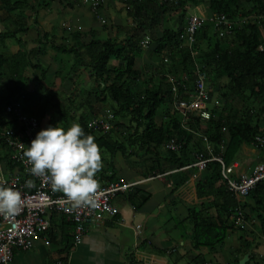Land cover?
Segmentation results:
<instances>
[{
    "label": "trees",
    "instance_id": "trees-1",
    "mask_svg": "<svg viewBox=\"0 0 264 264\" xmlns=\"http://www.w3.org/2000/svg\"><path fill=\"white\" fill-rule=\"evenodd\" d=\"M144 0H132L130 8H134V11L142 12L141 2ZM148 3L158 4V0H145ZM188 5L197 6L199 0H180ZM243 0H208L207 8L210 11L213 22H205L195 33L194 49H202L199 44L200 41L208 42L207 51H203V59L206 60V68H209L214 74L215 79H219L225 76L228 79L226 84L229 91L237 96L250 95L258 96L264 93V18L261 25L254 22L255 19L264 17V0H245L251 2L252 6L244 10ZM28 4V0H18L13 2L12 0H0V8H4L8 12H12L15 9L24 7ZM102 5V4H101ZM129 15H137L129 10ZM143 13V12H142ZM146 15V14H145ZM241 16V17H240ZM253 17V22H248L242 27L234 26L238 18ZM149 19L148 16H146ZM150 20L154 21L153 17ZM207 21V20H206ZM259 22V20H258ZM214 26V33L211 35L210 27ZM27 26L23 22H18L16 27L12 30H7L0 33V41L13 38L19 32H25ZM261 30V31H260ZM131 37L125 40L126 44L118 46V44L107 39L104 41H94L86 44L80 43V34H76L77 46L65 47L61 45L52 44L55 50L63 53H73L74 62L72 68L80 65L88 64L92 73L94 74L96 83H98V91L102 96L101 100L106 101L109 99L113 103V117L115 120L129 119L131 123H135L136 127H141V132L132 136L128 141L130 145H135L141 149L143 154H155L158 155L157 149L161 148L170 138H176L179 142H188L193 140V134L187 131L182 126V118L179 113L172 115L168 124L157 125L155 122V116L162 103L166 99H171L173 93V87L177 88V85L173 82H168L166 75H160V79L157 84L151 88H146L143 95L136 89L131 87V83L140 74V71L134 67L135 57L142 52L140 43L135 40L136 30L133 29ZM222 32L223 36L219 37V33ZM181 31L176 34L161 36L157 39L156 52L160 53L164 50L170 56L174 50L176 51V39L179 37ZM231 34V44L225 48L223 46V39L227 37V34ZM217 34V35H216ZM78 36V37H77ZM52 35L49 32H38L37 49L38 55H45L47 43ZM214 37V38H212ZM214 39V40H212ZM21 43V39L16 40ZM174 43V44H173ZM178 43V42H177ZM263 45V50H259L258 47ZM78 45H83L84 52H80ZM175 45V46H173ZM4 47L0 42V49ZM199 51V50H198ZM179 62L178 66L181 72L188 73L189 76L194 74V61L190 57V50L183 48L179 50ZM205 52V53H204ZM159 54V55H160ZM28 52H22L18 49L10 56H6L0 52V161L6 162L10 167L13 163L9 161L8 152L6 151L9 146L6 144V140L3 137V132L7 129H19L23 130V124L17 120V116L14 111L8 112L6 107L12 105V101L23 89L22 82L27 81V77L24 76L25 70H39L41 76L45 75V69H42L39 62L34 63L30 57L27 56ZM199 55V54H198ZM201 56V53H200ZM114 58L119 63L113 69L107 67L110 59ZM89 60V61H87ZM173 65V60H172ZM33 73V74H34ZM197 75V73H196ZM36 77V73L34 74ZM62 69H58L55 72L53 87H57L62 80ZM184 79V78H183ZM184 80L178 84L179 90H183L182 86ZM7 90V94L3 92ZM99 95V96H100ZM38 99L42 104L47 102V96H43L37 91L28 92L25 97V104L28 108V113H24L20 108V113L26 116H35L39 121L41 128L42 122L37 112H34L32 100ZM12 101V102H11ZM264 112V109L260 110ZM59 115L63 118L70 113L67 107L59 108ZM194 116L191 114L187 120L190 127H194ZM214 132L208 134L209 139L214 142H221V122L219 120L213 121ZM79 124L85 129L87 133L92 134L100 146L101 152L104 151L111 155L116 152H121L125 157L127 156L126 148L124 149L123 141L117 138L116 135L110 134V132L98 131L99 125L93 126L87 120L80 118ZM259 128L254 125L251 116L246 115L236 122L234 129L229 135V140L225 145L224 152L216 153L214 156L222 158L225 165H229L239 152L242 143L252 144L254 143V136L257 134ZM99 133V134H97ZM211 134V138H210ZM183 144V143H182ZM152 147V149H151ZM262 151H264V145H258ZM176 152V151H174ZM172 150L169 152L168 160L171 162L172 169H180V167L191 164L195 161L194 157L189 156L191 150L188 152V148L182 145L181 152L178 157ZM198 152V151H197ZM130 155L134 154V151L129 152ZM181 157V158H180ZM187 163V164H185ZM157 168L152 166L151 172L164 173L163 159L158 160ZM181 170V169H180ZM150 172V173H151ZM188 171L183 170L182 173L186 174ZM202 172V171H201ZM197 182L196 194L201 201V209L197 210L190 208L188 211L187 221L191 225V242L193 250H198L201 247H206L209 251H214L218 246L225 243L228 231L235 229L231 220H229V212L232 210L245 211L248 207L249 215H253L259 221V227L262 235L264 236V181H261L255 185V187L249 192L246 197L236 198L228 190L225 180L221 176V165L218 161H209L205 166L204 174ZM114 178V174L110 176H102V179L106 182L111 181ZM105 183V182H103ZM132 193V190L129 191ZM133 193L132 195H134ZM147 196L139 199V205L144 203ZM251 200V203L247 201ZM133 206L136 208L138 204L134 199H130ZM210 209H214L215 213L210 214ZM247 214V212H245ZM55 215H52V224L57 225V221L54 220ZM59 228L61 229L62 242L64 248L62 251L68 252L73 245V228L72 222L68 221L64 215L59 217ZM51 224V225H52ZM52 227V226H51ZM51 230V229H50ZM49 230V232H50ZM198 257V256H197ZM200 262L196 264H206L202 258ZM226 264H248L239 262L238 258L233 259L230 263ZM259 264V263H258Z\"/></svg>",
    "mask_w": 264,
    "mask_h": 264
},
{
    "label": "rangeland",
    "instance_id": "rangeland-1",
    "mask_svg": "<svg viewBox=\"0 0 264 264\" xmlns=\"http://www.w3.org/2000/svg\"><path fill=\"white\" fill-rule=\"evenodd\" d=\"M88 1L91 2L90 4L92 5V8L96 9H98L101 4H104V0H100L101 3L99 5H94L91 0ZM207 2L208 0H199L198 5L195 7L186 3L182 4L180 0H158L157 3L161 4V6H157L156 4L148 3L144 0L141 2L143 5L141 8L143 13H139L134 11V8H130L132 0H121V12L123 13L124 17L127 16V13L129 14V10H131L134 15L138 16L136 19L135 16L130 15L132 21L128 25H123L125 26V30H121L117 27L116 29L109 31V26L112 24L109 25L106 23L107 21H104V19L100 18L99 13L96 12L94 14V16L97 17L96 20L100 23L102 28L100 32L101 35L97 36V38L94 36L96 40L111 39L115 41L118 46H121L125 43L127 38L131 37L133 29L136 30V35L138 36L135 40L140 43L142 52L137 54L135 57L134 67L140 71V74L131 83V87L133 89H136L138 92H140V94L143 95L146 88H151L153 85L157 84L160 79V75H166L170 82H173L177 85L176 98L182 97L188 102H193V106H196L198 109L207 112L209 117L203 120L199 115L197 116V113L195 115L192 114L195 117L193 120V125L198 129V131L204 132L205 134H209L211 132L212 134L214 132L213 121L219 120L221 122V142L217 143L209 139L207 143H204L194 135L192 136L193 140L188 142V144L185 145L186 141L182 142L184 146L188 148V152L191 150L189 156L194 157L195 160L196 154L201 150H204L207 156L220 153L221 149H223L221 145H225L228 141L229 135L234 129L236 122L240 121L241 118L246 115H250L253 124L257 125L259 128L256 135L264 137V112L260 111L261 109H264V93L258 96L250 95L248 97L247 94L243 96H237L231 93L227 88L226 84L228 79L225 76L215 79L211 70L206 68V60L202 57L203 51H207L208 42L200 41L199 44L202 46L203 51L202 49H198V51L197 49L193 48L195 42L193 45L189 44L185 40L181 42V40L177 37L174 39L177 46L173 45L176 47V51L174 50L173 52L175 54L170 56L164 50L161 52V54L155 53L156 46L158 44L157 39L162 35L168 36L176 34L179 31H181L180 35L182 33L184 34L187 22L191 15H201L207 18L206 22H213L210 11L207 8ZM242 2L244 10H247V8L252 6L251 2H247L245 0L241 1V3ZM203 3H206L204 7H202ZM146 16H148L149 19H147ZM151 16L153 17L154 21L150 20ZM252 18L249 16L238 18L235 22H233V24L236 27H242L249 21L253 22ZM262 19L263 17H257L254 22H257L259 25H261L260 22H262ZM126 26H128V28ZM214 26L215 24H212V26L209 28L211 35L215 31ZM117 30H120V32H117ZM80 35V43L83 45L90 42V40L93 38V36L88 32H81ZM218 36L222 37L223 33L220 32ZM231 38V34L229 33L227 34V37L222 38V43L225 48L231 44ZM76 40H74V36H72L70 41L68 38L61 39L52 36L49 38L48 43L50 44L47 43L48 48L45 47L46 54L43 56L36 53L38 44L31 50H25L28 52L27 56L30 58L32 57L34 60L39 62L41 61L45 69V75L41 76V73L37 71L35 72V77L34 72L33 74L25 71L24 76L28 79L26 82H22L24 85L22 91L12 101L15 102L14 104H16L17 108H20L24 113H28V108L25 104V97L28 92L35 90L43 96H47V102H44L45 104H42L43 102L38 99H34L30 103L32 105V109L34 112H37V115L40 117L42 122L41 128L39 130L47 127L50 124H58L63 127H68L73 122L79 123L80 118H82L87 120L93 126L99 125L98 131L104 130L105 132H110V134L113 132L112 135H116L117 138L123 141L124 149L126 148V151L128 152L127 156H131V159H133L135 155H139L142 152L141 149L135 145H130L128 140L132 136L140 133L142 128H137L136 124L131 123L129 119H124L121 121L115 120L113 117V103L109 99L106 101L101 100L102 96L99 94L97 88L98 83H96L90 66L86 64L72 68L74 54L63 53L61 51L55 50L52 46L53 43L65 47H71L75 45L77 46ZM15 43L16 41H12L11 45L15 46L16 49L17 45ZM83 45H78V47L81 48L79 49L80 52H84ZM125 45L126 44L123 46ZM13 46L5 47H7L8 51L9 49L13 51ZM22 48L23 47H20V50H23ZM183 48L190 50V57L194 61V67L192 69L194 70L193 76H189L186 72H181L178 66L179 62H175L177 60L179 61L178 58L180 52L178 51ZM118 63L119 62L117 60L113 59L112 62L109 61L107 67L113 69L118 65ZM60 68L62 69L63 78L60 84L55 88L53 87L55 72ZM197 69L205 76L204 86L206 87L205 91L207 94V98L205 100L198 99L194 93V81L196 79ZM182 80L185 81L182 86L183 90H179L178 84L182 82ZM3 94H7L6 89ZM175 100L176 99L169 100L170 108L164 103L161 105V107H159L160 109L156 114L157 124H168V121L171 119L172 115L178 113L175 108ZM63 107H67L70 117L66 115V117L63 118L59 115V108ZM176 141L179 143L177 139ZM248 146L258 148V144L255 142ZM181 148L177 152H181ZM131 150L134 151V155L129 154ZM157 152L162 154L165 153L166 156H168L171 150H168L164 144ZM103 154L105 156L104 160L106 161H109L112 156V159L115 158L116 162H121V160L123 161V158H127L120 151L117 152L116 155L114 154L115 157L109 153ZM111 165H114V161L111 162ZM193 171H197V169L193 168ZM204 171V168L202 169V172L198 171L197 177L200 175L201 177L193 178L195 182H198V180L203 178L202 174H204ZM173 172L175 171H172V173ZM147 173V175H152L150 172ZM169 173L171 174V172ZM245 212L246 211H242L243 222L241 224L236 222L237 216L235 210L229 212V220H231L233 226L236 227L235 233L232 236L236 242V248H226V250L229 252V256L227 262L223 264L230 263L235 258H238L239 262L241 263L248 262V264H264V236L261 233L259 221L255 216H251L248 214V212L247 214ZM209 213L214 214L215 210L210 209ZM226 241V244L230 242L228 239ZM223 261H225V259H223Z\"/></svg>",
    "mask_w": 264,
    "mask_h": 264
},
{
    "label": "crops",
    "instance_id": "crops-1",
    "mask_svg": "<svg viewBox=\"0 0 264 264\" xmlns=\"http://www.w3.org/2000/svg\"><path fill=\"white\" fill-rule=\"evenodd\" d=\"M90 3L88 0H28L27 5L12 12L1 7L0 33L12 30L18 22L25 23L27 30L17 33L13 38L0 41L4 45L0 52L10 56L20 47H23L22 52L35 48L39 31L49 32L53 37L61 39L68 38L69 41L72 36L76 40V34L88 32L93 36L92 40L104 41L95 39L101 35L102 30L96 20L97 17L94 16L96 12L100 14V18L107 21L106 23L112 24L109 26V31L117 27L125 30L123 25H128L132 21L128 13L127 16H123L121 0H104V4L98 9L92 8ZM205 5L206 3H203L202 7ZM261 34L264 33L261 31ZM18 38L22 40L21 43L16 41ZM12 41H16V49L11 45ZM5 46H13L14 49L8 51ZM30 59L34 63L39 62L32 57ZM113 59L110 61L112 62ZM39 64L44 69L41 61ZM25 71L33 73L31 69ZM37 71L39 70L35 72ZM167 81L170 82L168 79ZM173 97L172 93L171 99H166L164 102L169 108V100H173ZM207 136L209 141V135ZM225 145H221L223 148L221 154L225 150ZM103 153L106 152L102 151L104 160ZM157 153L158 155L140 153L133 159L131 156L123 158L121 162H116L115 158L112 159L113 156L109 161L104 160L103 168L96 174L99 186L108 182L102 179L103 175L114 174L112 180L136 182L132 193H119L113 199L116 213L90 227L80 242L73 241L68 252L62 251L63 237L58 226L61 215L55 213L54 220L57 221V225H53L51 219L52 227L35 237L30 249L15 250L12 264H187L189 262L196 264L201 261L200 258L206 264L227 262L229 252L226 248H236V242L232 238L235 229L228 231L227 239L230 242L226 244L225 241L214 251H209L206 247L198 250L192 248L191 225L187 221V216L190 208L199 210L202 207L200 200L203 198L197 197V182L193 179L200 178L201 175L197 177V174L202 170L193 167L197 169L193 171L192 167H186L189 165L187 163L180 167L181 170L172 169L169 157L165 153ZM176 155L178 157L181 154ZM162 159L164 173L167 174L161 178L147 180L146 178L150 176L147 172H151L152 166L157 168V161ZM261 160H264V151L242 143L236 158L228 165L229 175L236 178L240 173H248L251 167ZM113 161L114 165H111ZM183 170L189 172L183 174ZM155 172L152 171L150 174ZM133 193L135 194L132 195ZM144 196H147V199L139 205V199ZM131 198L138 202V207L133 206ZM247 201L251 203V200L247 199ZM245 211L249 213L248 207Z\"/></svg>",
    "mask_w": 264,
    "mask_h": 264
},
{
    "label": "built area",
    "instance_id": "built-area-1",
    "mask_svg": "<svg viewBox=\"0 0 264 264\" xmlns=\"http://www.w3.org/2000/svg\"><path fill=\"white\" fill-rule=\"evenodd\" d=\"M94 5H99L100 0H91ZM264 18V17H263ZM206 17L201 15H191L186 25L184 34L179 35L178 39L185 40L192 44L195 40V33L206 22ZM191 45V46H192ZM263 50V46L258 47ZM205 76L197 69L194 81V93L200 100L207 98L206 87L204 86ZM173 100L175 108L181 113L182 126L184 129L197 136L204 143L208 142V136L204 132L198 131L195 127H190L187 120L191 114L199 115L200 118L207 119L209 116L204 110L193 106V102H188L182 97H177V88L173 87ZM15 103V102H14ZM8 105V112L14 111L17 120L23 124V130L7 129L3 132L6 140L9 161L13 163L10 167L6 162L0 161V182L15 185L23 194V204L18 214L12 217L0 216V264H12L15 250L30 249L33 239L39 234L46 232L51 226L52 215L60 214L72 222L73 241L78 243L86 234L88 229L102 222L104 219L116 213L113 199L119 194L129 192L133 189L136 182H125L123 180H111L103 186H99L95 193L96 207L91 205H76L70 201L63 193L53 191L47 177H33L28 171L29 165L22 157L24 149L31 143L40 129L39 121L35 116H26L20 113L16 104ZM194 109V111H193ZM199 110V111H197ZM179 142V141H178ZM258 145H264V137L255 136ZM168 150L178 151L182 147V142L177 143L175 138H171L167 143ZM218 161L221 165V176L226 182L228 190L236 198L246 197L255 185L264 181V160L256 162L248 173H240L236 178L229 175V168L224 164L219 156H207L204 150L196 154V160L186 167H195L199 170L205 169L209 161ZM166 173H156L146 179L161 178ZM34 180V187H25V181ZM236 222H243L242 212L236 211ZM236 223V224H237Z\"/></svg>",
    "mask_w": 264,
    "mask_h": 264
},
{
    "label": "clouds",
    "instance_id": "clouds-1",
    "mask_svg": "<svg viewBox=\"0 0 264 264\" xmlns=\"http://www.w3.org/2000/svg\"><path fill=\"white\" fill-rule=\"evenodd\" d=\"M22 157L30 166L31 175L47 177L53 191L63 193L76 205L97 206L96 174L103 168L104 160L96 138L79 123L73 122L68 127L50 124L42 128L24 149ZM34 186L33 179L25 181V187ZM22 204V192L15 185L0 182V216H15Z\"/></svg>",
    "mask_w": 264,
    "mask_h": 264
}]
</instances>
